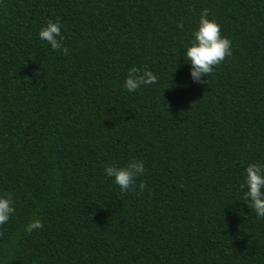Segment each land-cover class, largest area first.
<instances>
[{"label":"trees","instance_id":"1","mask_svg":"<svg viewBox=\"0 0 264 264\" xmlns=\"http://www.w3.org/2000/svg\"><path fill=\"white\" fill-rule=\"evenodd\" d=\"M205 8L232 55L197 84L183 49ZM56 19L67 55L38 37ZM132 66L157 83L128 93ZM133 158L146 188L121 193L104 168ZM252 163L264 0H0V195L15 207L0 264H264V219L240 191Z\"/></svg>","mask_w":264,"mask_h":264},{"label":"clouds","instance_id":"2","mask_svg":"<svg viewBox=\"0 0 264 264\" xmlns=\"http://www.w3.org/2000/svg\"><path fill=\"white\" fill-rule=\"evenodd\" d=\"M209 10L202 9L196 29L191 34V41L183 49V59L190 65L189 78L193 83H204L202 79L210 75L215 66L221 64L226 57L232 55V41L221 35L220 25L215 20L208 19ZM183 23L177 24L178 29H183ZM63 25L59 19L49 20L38 32L41 41L46 42L51 51L68 54V49L63 47V36L61 29ZM158 77L150 70L132 66L128 68L123 82V88L128 93H135L141 87L154 85ZM145 162L133 158L126 166H107L104 168V175L111 179L112 183L119 187L121 193L139 188L143 192L146 184L141 181L138 185V177L144 175ZM247 188L244 192L243 189ZM244 199L249 202L255 212L256 218L264 219V164H248L244 169L243 181L240 185ZM15 213L14 200L11 194L0 195V227L6 225L11 216ZM43 228L40 219H32L24 231L31 234Z\"/></svg>","mask_w":264,"mask_h":264}]
</instances>
